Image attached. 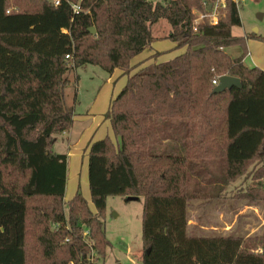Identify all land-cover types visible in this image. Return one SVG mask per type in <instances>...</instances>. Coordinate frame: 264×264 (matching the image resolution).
Returning <instances> with one entry per match:
<instances>
[{
    "label": "trees",
    "instance_id": "trees-1",
    "mask_svg": "<svg viewBox=\"0 0 264 264\" xmlns=\"http://www.w3.org/2000/svg\"><path fill=\"white\" fill-rule=\"evenodd\" d=\"M217 2L0 0V264L104 262L113 246L107 200L116 196L143 198L142 264H264V224L254 234L208 235L205 215L190 222L194 201L219 207L241 179L248 184L231 199L264 214V124L234 132L231 124L235 103L264 100V70L245 64L248 40L264 36L233 34L242 25L234 0L213 24ZM160 19L183 51L133 64L157 41ZM236 46L242 53L231 57ZM86 65L118 69L126 82L104 115L114 138L86 147L92 205L78 188L65 209L68 155L53 147L73 126L68 89ZM224 75L242 88L213 93ZM247 134L258 136L254 148L232 154Z\"/></svg>",
    "mask_w": 264,
    "mask_h": 264
},
{
    "label": "rangeland",
    "instance_id": "rangeland-1",
    "mask_svg": "<svg viewBox=\"0 0 264 264\" xmlns=\"http://www.w3.org/2000/svg\"><path fill=\"white\" fill-rule=\"evenodd\" d=\"M240 17L242 26L235 27L234 32L238 33H254L256 28H261L264 34V0H245L240 7ZM153 34L156 37H165L169 34L170 25L164 19H160L153 26ZM253 40V39H252ZM171 41L161 39L157 42V46L166 47ZM256 42L264 43V41L256 40ZM155 46V45H154ZM174 48V47H173ZM183 50H168L163 55V59L168 54L181 53ZM241 48L231 47L228 52L231 56L239 55ZM171 57V56H169ZM246 59V58H245ZM251 64L250 58L245 61ZM79 76L78 83L72 85L68 89L69 105L75 109L77 119L70 133L66 132L57 136V141L53 147V151L58 153H73L70 161V170L68 164L67 179L68 188L65 194V209L68 206V200L73 197L78 188L83 195L90 201V188L88 181V150L86 143L74 145L77 141L82 142L84 137H90L95 133V129L101 121L106 120L104 115L107 112L111 97L116 96L125 85L126 77L121 76V71L116 69L112 75L103 69L93 65H86L76 70ZM112 97V98H113ZM97 102L96 110L93 114L89 113L92 106ZM238 111L233 113L232 128L236 129L235 116ZM85 115H88L84 118ZM247 119V118H246ZM249 120V119H248ZM243 124V123H241ZM111 127V126H110ZM103 129V128H102ZM99 135V133L97 134ZM111 136L114 138L112 129L105 132L102 137ZM97 137V136H96ZM248 137V138H246ZM257 136L247 134L240 138L236 147L233 148L232 154L242 156L249 153L252 149ZM240 143V144H239ZM248 182L243 183V179L231 185L227 189V196L222 200L219 207H209L206 210L200 207L198 201L193 202L191 209L192 224L195 223L197 216L205 215L203 231L208 235L228 234L230 232H238L242 234L259 233L264 224L263 209L259 206H249L244 202H236L231 199L235 192L241 186H246ZM142 214H143V198L138 197L131 200L127 197H109L106 209V232L113 246L107 252L104 262L99 264H142L143 259V241H142Z\"/></svg>",
    "mask_w": 264,
    "mask_h": 264
},
{
    "label": "crops",
    "instance_id": "crops-1",
    "mask_svg": "<svg viewBox=\"0 0 264 264\" xmlns=\"http://www.w3.org/2000/svg\"><path fill=\"white\" fill-rule=\"evenodd\" d=\"M256 31L258 33V29L257 28H256ZM233 34L236 35V36H246L247 35V33H243V34L242 33H238V34H236L234 31H233ZM258 34H261V35L264 36V34H262V32H261V28H259V33ZM165 37H161V38L157 37V41L152 43V45L150 47H148L142 54H140L135 59H133L132 63L136 64V63H138V62H140L142 60H145L146 58H148L149 56H151L152 54H154L156 52H164V51L167 52L168 50L172 51L173 47L175 46V44L171 40H170L171 42L168 45H166V47L157 46L156 43L159 42L161 39H163V41H164V39L167 40V38H165ZM247 45H248L249 53H248L246 59L250 58L251 64L253 66L259 67L262 70H264V43L256 42V40L250 39V40H248ZM228 49L229 48L226 49V52L229 54ZM241 53H242V49H241L240 53H238L239 55H237L236 57L240 56ZM178 54L179 53L172 52L171 54H168V57H166L165 59H163L164 55H162L159 58V61L168 60V59H170V58H172V57H174V56H176ZM169 56H171V57H169ZM231 57H234V56H231ZM246 59H245V61H246ZM245 64L248 65V66H251V65L247 64L246 62H245ZM121 76H122V73H121ZM112 97H111V99H112ZM96 107H97V102H95V104L92 106V108L88 112L93 114V111L96 110ZM236 111H238V114H236V116H235L236 117L235 118V123L237 124L235 130H237L242 125L241 123L253 122V123L264 124V100L247 101V102H243V103H235L233 105V107H232L231 120H232V117H233V113L236 112ZM86 116H88V115H85L84 118ZM76 119H77V114L75 115V120ZM99 119H100V123L97 126V128L95 129V133H93L90 137H84V139L82 140L81 143H79L80 141H77L74 145H81L83 143H86L88 145V143L90 141L99 140V139L104 138L102 136L105 135V132L106 131L108 132L110 130V128H111L110 127V123H109L108 120L101 121V118H99ZM75 120H74V122H75ZM73 126H74V123H73ZM73 126H72V128H73ZM72 128H71V130H72ZM71 130L68 133H70ZM98 133H99V135H97ZM257 141H258V136L256 138V141L254 142V145H253L252 149L254 148V146L257 143ZM87 145H86V147H87ZM74 152H78V149H75ZM73 153H67L69 168H70L71 158L73 156H76V154L74 155ZM237 153L241 154L242 151H239ZM71 154H73V156ZM239 154H236V155H239ZM73 159H74V157H73ZM70 170H73V169L70 168ZM73 172H74V170H73ZM66 187L68 188V179H67V186ZM67 188H66V191H67Z\"/></svg>",
    "mask_w": 264,
    "mask_h": 264
},
{
    "label": "built area",
    "instance_id": "built-area-1",
    "mask_svg": "<svg viewBox=\"0 0 264 264\" xmlns=\"http://www.w3.org/2000/svg\"><path fill=\"white\" fill-rule=\"evenodd\" d=\"M54 6H60L62 4V2L64 0H49ZM234 2L237 4V6L240 8L243 3L245 2V0H234ZM226 2L225 0H218L217 5L215 6V8H213V13L208 15L211 19V22L213 24H217L219 21V15H218V9L219 7H225ZM72 8L74 13L79 14L81 13L83 10L81 8V6L79 4H72ZM206 15L200 14L199 18L196 20V22H198L199 20H201L202 18H204ZM69 57V56H67ZM214 84H218L219 82H217L216 80L213 81ZM93 258V256L91 257V259Z\"/></svg>",
    "mask_w": 264,
    "mask_h": 264
},
{
    "label": "water",
    "instance_id": "water-1",
    "mask_svg": "<svg viewBox=\"0 0 264 264\" xmlns=\"http://www.w3.org/2000/svg\"><path fill=\"white\" fill-rule=\"evenodd\" d=\"M210 8H212V6ZM91 32L92 33H95L96 32L95 27H92L91 28ZM233 87L242 88L241 80L239 78H237V77L224 75V76H222L220 78L219 83L217 84V86L213 90V93H222L225 90L231 89ZM127 198H129L131 200H135L138 197H136V196H130V197H127Z\"/></svg>",
    "mask_w": 264,
    "mask_h": 264
}]
</instances>
